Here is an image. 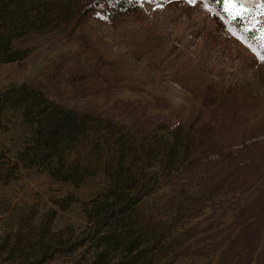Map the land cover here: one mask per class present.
<instances>
[{"label": "rangeland", "instance_id": "374dc122", "mask_svg": "<svg viewBox=\"0 0 264 264\" xmlns=\"http://www.w3.org/2000/svg\"><path fill=\"white\" fill-rule=\"evenodd\" d=\"M89 1L0 63V264H264V62L199 3Z\"/></svg>", "mask_w": 264, "mask_h": 264}, {"label": "trees", "instance_id": "16d2710c", "mask_svg": "<svg viewBox=\"0 0 264 264\" xmlns=\"http://www.w3.org/2000/svg\"><path fill=\"white\" fill-rule=\"evenodd\" d=\"M0 0V63H8L13 61L22 60L25 56L26 48L23 46H14L15 42L18 43L28 35L34 34L36 26H42L49 29H53V23L61 21L66 24V17L70 16L68 13L69 3L62 0L61 5L55 6L54 1L44 0L43 4H37V0ZM29 7L25 5H28ZM78 4V0L76 2ZM76 12L72 14L77 16L78 19L87 17L89 13L94 10H100L102 15L108 18H115L119 14L133 12L137 3L135 0H91L87 4L76 5ZM74 6V7H75ZM24 7V8H23ZM53 12L59 15V19H56ZM233 24L242 29L243 24L240 20H236ZM36 25V26H35ZM59 25V24H58ZM247 25H245L246 27ZM260 26L257 25V28ZM244 28V27H243ZM245 35L253 41H260L259 31L245 32ZM14 44V45H13ZM34 95V94H33ZM28 98H33L30 94ZM30 108V106H36L33 103H24ZM42 107V106H40ZM39 107V108H40ZM41 117L45 121L48 127V134L41 131L38 132V142L43 146H46L50 152L56 153L58 145L61 141H70L73 134L77 131L78 125L73 119L63 110H60L57 106L51 107V111L41 108ZM77 126H76V125ZM65 133V136L63 135ZM46 134V136H45ZM36 139V138H35ZM34 155L36 151L33 152ZM136 195L138 192L135 190Z\"/></svg>", "mask_w": 264, "mask_h": 264}, {"label": "snow or ice", "instance_id": "6c2138e0", "mask_svg": "<svg viewBox=\"0 0 264 264\" xmlns=\"http://www.w3.org/2000/svg\"><path fill=\"white\" fill-rule=\"evenodd\" d=\"M190 5L201 4L205 11L217 16L233 36L246 43L257 59L264 62V0H187ZM159 7V5H158ZM240 20L246 27L239 31L233 22ZM257 25L260 27L257 28ZM259 31L260 44L253 46L244 37L245 32Z\"/></svg>", "mask_w": 264, "mask_h": 264}]
</instances>
